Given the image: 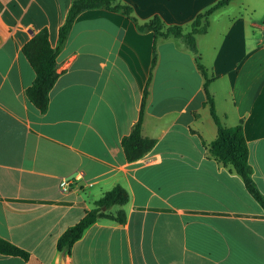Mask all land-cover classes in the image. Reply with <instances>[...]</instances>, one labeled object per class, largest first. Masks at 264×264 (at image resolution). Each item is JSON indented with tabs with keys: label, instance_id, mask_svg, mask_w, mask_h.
I'll return each instance as SVG.
<instances>
[{
	"label": "crops",
	"instance_id": "obj_1",
	"mask_svg": "<svg viewBox=\"0 0 264 264\" xmlns=\"http://www.w3.org/2000/svg\"><path fill=\"white\" fill-rule=\"evenodd\" d=\"M220 1L118 0L136 22L82 12L42 114L26 96L35 73L22 48L44 28L56 48L72 0H0V239L29 254H0V264H264V208L210 152L217 126L195 55L182 38L137 28L159 18L186 35ZM196 43L216 114L226 128L242 124L264 197V0H231ZM147 84L142 135L156 144L129 163L121 142ZM117 186L129 201L109 213L122 210L125 223L99 219L59 251L60 237Z\"/></svg>",
	"mask_w": 264,
	"mask_h": 264
},
{
	"label": "trees",
	"instance_id": "obj_2",
	"mask_svg": "<svg viewBox=\"0 0 264 264\" xmlns=\"http://www.w3.org/2000/svg\"><path fill=\"white\" fill-rule=\"evenodd\" d=\"M231 0H222L209 10L200 14L192 24L191 32L184 35L181 28H165L159 18H154L149 23L137 25L139 31H153L155 38H182L187 48L195 55L199 71L204 77V90L207 97L213 121L217 126V139L211 144V154L224 166L231 167L232 170L242 178L248 193L259 202L264 208V197L257 188L253 177L252 169L249 165V149L245 140L242 124L232 128H226L221 124L216 114L213 98L210 96L208 87L212 82L207 70L201 62V56L196 43L197 35H204L208 31L209 17L217 9L227 5ZM94 9H105L113 12H120L129 19L132 16V9L120 4L118 0H72L71 6L64 24L59 29V38L56 48L51 47L49 42V32L46 28L38 32L22 48V53L29 62L35 73L33 84L26 90V96L30 103L45 114L49 109L50 92L55 86L60 74L58 72L57 59L64 49L76 18L84 11ZM157 63L156 48H153L152 69ZM148 85L146 86L141 102L140 114L137 122L132 127L130 134L123 138L121 147L129 163L136 162L148 155L155 147V140L145 138L142 135L145 106L149 95ZM129 201V195L120 186L111 191L95 203V207L88 211L84 218L75 226L69 228L58 240L59 251L70 252L73 245L78 241L85 230L99 219L112 220L120 224L126 221L125 213L120 210L116 215L109 211L115 206H124ZM0 254L4 256L19 257L25 261L29 259V254L17 246L0 239Z\"/></svg>",
	"mask_w": 264,
	"mask_h": 264
},
{
	"label": "built area",
	"instance_id": "obj_3",
	"mask_svg": "<svg viewBox=\"0 0 264 264\" xmlns=\"http://www.w3.org/2000/svg\"><path fill=\"white\" fill-rule=\"evenodd\" d=\"M73 179L75 180L76 177L72 178V179H62L61 182H60V187L63 191L67 192L69 189H70V186L73 182Z\"/></svg>",
	"mask_w": 264,
	"mask_h": 264
}]
</instances>
